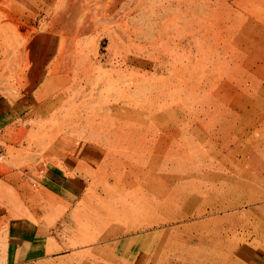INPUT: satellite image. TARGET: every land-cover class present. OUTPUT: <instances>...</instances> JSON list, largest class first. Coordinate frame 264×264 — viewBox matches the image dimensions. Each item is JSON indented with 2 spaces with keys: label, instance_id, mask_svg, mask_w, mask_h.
I'll list each match as a JSON object with an SVG mask.
<instances>
[{
  "label": "rangeland",
  "instance_id": "1",
  "mask_svg": "<svg viewBox=\"0 0 264 264\" xmlns=\"http://www.w3.org/2000/svg\"><path fill=\"white\" fill-rule=\"evenodd\" d=\"M0 207V264H264V0H0Z\"/></svg>",
  "mask_w": 264,
  "mask_h": 264
},
{
  "label": "bare ground",
  "instance_id": "2",
  "mask_svg": "<svg viewBox=\"0 0 264 264\" xmlns=\"http://www.w3.org/2000/svg\"><path fill=\"white\" fill-rule=\"evenodd\" d=\"M231 208H228V207H225V208H222L221 210H230ZM217 210V209H216ZM215 212V210H212V211H209V212H207V211H204V212H202L201 214H198V215H196V217H193L194 216V214L191 216V217H189V218H191V219H188V221H191V220H196V219H198V218H209V216L211 215V214H213ZM177 219V218H176ZM167 224V223H166ZM172 223H170V224H167V225H171ZM162 226V225H161ZM163 226H165V225H163ZM159 227V226H158Z\"/></svg>",
  "mask_w": 264,
  "mask_h": 264
},
{
  "label": "crops",
  "instance_id": "3",
  "mask_svg": "<svg viewBox=\"0 0 264 264\" xmlns=\"http://www.w3.org/2000/svg\"><path fill=\"white\" fill-rule=\"evenodd\" d=\"M8 215L6 213H1V207H0V226L7 224H14V223H19L18 221H8L7 220Z\"/></svg>",
  "mask_w": 264,
  "mask_h": 264
}]
</instances>
